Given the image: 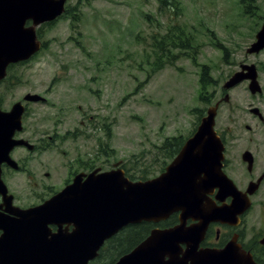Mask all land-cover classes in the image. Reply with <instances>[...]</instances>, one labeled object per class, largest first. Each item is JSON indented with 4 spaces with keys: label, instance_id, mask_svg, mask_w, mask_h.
<instances>
[{
    "label": "rangeland",
    "instance_id": "rangeland-1",
    "mask_svg": "<svg viewBox=\"0 0 264 264\" xmlns=\"http://www.w3.org/2000/svg\"><path fill=\"white\" fill-rule=\"evenodd\" d=\"M178 1L180 9L161 11L158 0H67L66 7L77 9L78 20L62 15L38 28L46 47L28 61L9 66L8 80L0 84L4 108L19 100L26 105L21 135L31 142L42 140L39 150H16L15 158L24 163L25 171L4 174L16 204L35 200L30 197L34 182L50 168L42 167L43 161L60 167L84 151L105 169L122 161L137 176L158 173L161 166L156 162L153 168L152 159L162 156L151 154L156 145L165 137L191 136L217 100L222 104L216 127H229L231 135L257 141L264 168V126L251 113L257 107L264 114V50L247 53L263 23L264 0H253L251 14L239 0ZM172 24L194 36V47L153 72L147 63L152 35ZM243 63L257 66L261 93H251L250 80L223 89ZM204 64L215 81L204 90L208 102L200 97ZM27 93H38L46 101L26 102ZM57 170L60 181L64 169ZM231 177L240 184L242 169ZM46 184L57 188L54 181ZM251 201L244 224L254 237L264 232V181ZM258 255L264 261V248Z\"/></svg>",
    "mask_w": 264,
    "mask_h": 264
},
{
    "label": "water",
    "instance_id": "water-1",
    "mask_svg": "<svg viewBox=\"0 0 264 264\" xmlns=\"http://www.w3.org/2000/svg\"><path fill=\"white\" fill-rule=\"evenodd\" d=\"M66 2L0 0V80L7 76L10 64L28 60L41 49L42 41L37 27L61 16L65 12ZM263 49L264 21L247 53H259ZM245 80H250L249 90L252 94L262 92L254 63L241 64L223 87L230 90ZM24 100L37 102L45 98L38 93H27ZM223 100H229L228 92ZM219 104L220 101L208 107L178 156L165 172L152 179L130 181L122 169L91 173L84 182L80 180L81 177L76 178L72 185L43 204L21 209L12 204L13 195L8 194L0 168V193L7 207L13 206V210L8 208L9 213L16 215L10 217L0 212V229L3 231L0 235V264H86L97 255L106 238L128 223L157 221L177 210L182 211L183 221L188 217L198 219L200 222L196 229L186 228L182 223L167 230H153L144 242L116 264H261L254 260L252 254L241 259L236 253L238 246L233 242L220 250L201 251H195L196 244L188 242L186 260L178 259L173 254L168 260L165 259L164 250L174 251L173 243L178 238L184 240L185 235L191 240L194 231H204L212 221L237 224L239 215L250 208V195L260 185L261 180L251 183L243 192L223 172L224 145L215 130ZM24 111L22 101L15 102L9 111H3L0 107V164L7 161L13 168H18L17 161L10 156L11 149L19 144L27 145L29 149L34 147L25 139L13 138L15 131L21 129ZM252 112L260 114L257 107L252 108ZM250 156V152L244 154L246 159ZM215 188L218 189V200L225 201L227 197H232L231 202L216 205L210 201L207 204L205 193ZM43 220L42 228L40 223ZM50 222L59 225L73 223L76 228L71 233L59 232L48 239L45 228Z\"/></svg>",
    "mask_w": 264,
    "mask_h": 264
},
{
    "label": "flooded vegetation",
    "instance_id": "flooded-vegetation-1",
    "mask_svg": "<svg viewBox=\"0 0 264 264\" xmlns=\"http://www.w3.org/2000/svg\"><path fill=\"white\" fill-rule=\"evenodd\" d=\"M6 80H8L7 76L4 79L0 80V84L5 82ZM1 100L2 97L0 96V107L3 111H9L11 107L14 105L12 104L10 108L6 109L3 107ZM45 101L46 100L37 101L36 103L39 102L42 103ZM218 101L220 100H217L214 104H216ZM221 104L222 102H220L219 107L221 106ZM26 112L27 110L25 105V111L21 118V129L15 131L13 138L16 140L17 139L28 140L31 144L34 145L33 147L34 149L37 148L39 150L40 143L42 142V140L31 142L28 138H25L21 135L23 132H25L24 121H25ZM252 114L254 117L258 118L260 120L259 122L262 123L264 126V114L262 112H260V114H255V113ZM246 127L248 126L246 125ZM215 129L217 130V133L219 134L220 139L224 145V159H223V167H222L223 172L228 177H230L234 182V184L236 185V187L243 192L247 191L251 183L259 181L261 178L259 185L260 188V186L264 181V168L262 164L263 161L262 159H260V153L258 152V145H256L257 141H255L254 139H250V137L245 139L242 136L231 135L229 127L227 129L220 130L215 125ZM174 138L180 140L177 142H172L171 144L168 143L166 144L167 139H174ZM188 138L189 137L185 139H181V137H168V138L165 137L159 145H156L157 150H153L151 154L156 155L157 153L158 156H162V157L161 160L159 161L158 160L155 161L154 159H152L154 163L153 168H155L156 162L158 166H161V168L157 171L158 173H154V174L148 173V177L146 179L155 178L158 175L165 172L168 165L172 163V161L178 156V154L180 153L182 147L184 146ZM260 140L263 143L262 147H264V140L262 139L261 136H260ZM237 142L243 144H238ZM18 148H22L23 150L29 149L28 146L24 144L15 145L11 149L10 156L17 161L19 166L18 168H13L8 164L7 161H2V163L0 164L2 180L5 184L6 182L4 180V174L8 170L22 171V172L23 170L25 171L24 163H22L21 161L15 158V152ZM29 150L31 151V149ZM45 151L47 152V150H42L40 153H44ZM246 152L251 153V156L247 159L244 157V154ZM42 167H50V168H47L46 170L42 171L40 173V180L38 182H34L35 187H33V192L31 193L32 195L30 197L33 198V200L34 199L35 200L33 201V203L29 205L21 206L16 204L15 196L13 193L10 192L9 187L6 184L8 188V194L13 195L12 204L14 206L19 207L21 209H28L41 205L46 200L58 194L66 187L72 185L76 178L81 177L80 180L84 182L91 173L100 174L113 169H117V170L122 169L124 172V176L127 177L130 181L138 180L132 178L131 175L133 173H131L129 168L125 166V163H122V161H120V164L117 166L114 163L113 167H111L110 169H105V167H102L100 163L99 164H96V162L92 163L90 154L87 151H84L82 155L77 153L76 156L70 158L66 163L61 164L60 167L64 169V172L61 176L60 181L57 180V175L59 173L57 169L60 167L54 165L53 162L51 161L48 162L43 161ZM240 168L242 169V173L244 174V180L239 184L238 182H236V180H234V178L231 177V174L235 173V171H238ZM53 181L56 184L57 187L56 189H54L53 185L46 184V182L50 183ZM217 191L218 189L215 188L212 192L205 193V202L207 204L210 203V201L214 202V204L216 205H221L224 202L225 203L231 202L232 197H227L225 201L218 200L216 197ZM251 196H253V194L250 195V199ZM251 206H252V201L250 208ZM9 207H7V204L4 202L3 196L0 193V212L10 217L16 216L13 215L12 213L11 214L9 213L8 211ZM11 207L13 206L11 205ZM11 207L10 210H13V208ZM249 209H246L242 214L239 215V222L237 224L212 221L208 224V226L205 228L204 231H200L199 233L194 231L193 233L195 235L193 236L192 239L190 238L191 240H188V237H186L185 235L184 237L186 241L185 239L181 240L180 238H178V240H176L174 238L176 240L175 242L173 241L174 242L173 244L175 246V247L173 246L174 251L173 250L171 251L170 249L167 250L165 249L164 250L165 259L168 260L170 258V254H173L178 259L186 260L187 253L189 250L188 242H190L191 244H196L195 245L196 249H194L195 251H199V250L201 251L206 249L220 250L225 248L230 242H233L235 246L236 245L238 246L236 253L239 255L241 259L244 260L248 254H252L254 260L257 263L264 264V261L258 255L259 250L261 248H264V243L262 242V239L264 237V232L260 233L259 235L257 234L254 237L248 235V233L246 232V227L244 224V216ZM181 214L182 211L177 210V211H173L166 218L157 221L143 220L141 222L128 223L127 225L120 228L116 233L106 238L102 243V245L100 246L97 255H95L94 258H90L86 264H116L124 255L130 253L142 242H144L152 234L153 230L156 229L167 230L177 227L182 223L186 228L196 229L200 221L198 219H194L193 217H188L183 221L181 218ZM45 220L41 221L40 223L42 228L44 227ZM46 225L47 227L45 228V230L47 229L48 231L47 232L48 239L49 237H52V235H55L59 232L71 233L73 232V229L76 228L73 223L68 224L67 222L63 223L62 225L50 222ZM2 232H3L2 229H0V235L2 234ZM165 251H168V253L165 254ZM189 262L191 261L189 260Z\"/></svg>",
    "mask_w": 264,
    "mask_h": 264
},
{
    "label": "trees",
    "instance_id": "trees-1",
    "mask_svg": "<svg viewBox=\"0 0 264 264\" xmlns=\"http://www.w3.org/2000/svg\"><path fill=\"white\" fill-rule=\"evenodd\" d=\"M239 1L242 4L245 13L251 14L252 12H254L251 9L253 0H239ZM158 2H159V9L161 11L168 9L171 6H174L176 9H180V7L178 6L179 3L178 0H158ZM76 10H77L76 8L72 9L66 7V11L63 15L70 14L72 18L78 20L79 16H77ZM53 22L54 21L46 22L45 24L51 25ZM193 40H194V36L189 32H187L183 27L178 26L176 24H172L164 32H156L155 34L152 35V41L149 44L151 48V52H149L148 55L149 56L153 55L152 56L153 59L151 60L150 57L148 56L147 63L151 65V69L153 72L158 71L162 69L166 63H173L174 60L177 59L179 55L187 48L194 47ZM46 45L47 43L44 42L43 47H46ZM195 58H196L195 56L192 57L193 60H195ZM10 66H13V64H11ZM202 66L203 67L200 74V85H201L200 97L202 98L203 101L208 102V96L207 94H204V90L210 87L212 83H214L215 81L211 76L210 67L207 64H204ZM179 140L180 139L177 138L167 139L166 144L167 143L171 144L172 142H177ZM144 172L145 174H141L138 176L132 174L131 176L133 179H146L148 177V172L147 171Z\"/></svg>",
    "mask_w": 264,
    "mask_h": 264
}]
</instances>
